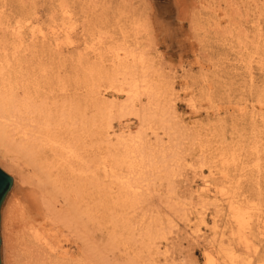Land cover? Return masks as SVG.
<instances>
[{"label": "rangeland", "instance_id": "1", "mask_svg": "<svg viewBox=\"0 0 264 264\" xmlns=\"http://www.w3.org/2000/svg\"><path fill=\"white\" fill-rule=\"evenodd\" d=\"M26 4L63 70L114 85L99 80L91 211L0 159L12 178L0 264H44L51 251L82 264H231L233 253L264 264V0H15Z\"/></svg>", "mask_w": 264, "mask_h": 264}, {"label": "bare ground", "instance_id": "2", "mask_svg": "<svg viewBox=\"0 0 264 264\" xmlns=\"http://www.w3.org/2000/svg\"><path fill=\"white\" fill-rule=\"evenodd\" d=\"M28 4L20 10L15 0H0V159L15 174L25 167L14 156L21 159L42 187L57 190L68 198L72 193L76 199L68 204L75 205V210L86 199L91 211L97 187L96 112L101 95L98 85L104 76L99 74L96 83L84 87L76 72L63 70L48 55L45 35L39 32L41 40H34L35 27ZM111 84L114 85L112 81ZM123 90L128 92L127 87ZM110 134L106 129L104 138L109 140ZM134 151H128L118 161L126 165ZM126 167L133 168L130 162ZM87 218L91 219V215ZM45 254L44 264H82V259H71L65 251ZM233 254L229 257L231 264ZM214 262L208 256L205 264Z\"/></svg>", "mask_w": 264, "mask_h": 264}, {"label": "water", "instance_id": "3", "mask_svg": "<svg viewBox=\"0 0 264 264\" xmlns=\"http://www.w3.org/2000/svg\"><path fill=\"white\" fill-rule=\"evenodd\" d=\"M11 183V177L0 169V204L1 201L9 188Z\"/></svg>", "mask_w": 264, "mask_h": 264}]
</instances>
